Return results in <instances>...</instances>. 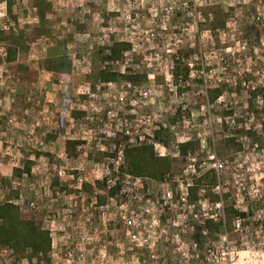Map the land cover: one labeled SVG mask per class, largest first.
Wrapping results in <instances>:
<instances>
[{"label":"rangeland","instance_id":"obj_1","mask_svg":"<svg viewBox=\"0 0 264 264\" xmlns=\"http://www.w3.org/2000/svg\"><path fill=\"white\" fill-rule=\"evenodd\" d=\"M38 1H0V202L51 248L0 264H264V0ZM141 145L171 172L127 176Z\"/></svg>","mask_w":264,"mask_h":264},{"label":"trees","instance_id":"obj_2","mask_svg":"<svg viewBox=\"0 0 264 264\" xmlns=\"http://www.w3.org/2000/svg\"><path fill=\"white\" fill-rule=\"evenodd\" d=\"M9 3V9L11 6V0H0ZM45 4V0L38 1L36 7L39 8V19L44 20L45 13L42 11V6ZM127 49V45H113L108 48V55L105 60L115 61L121 58L123 51ZM7 60L12 62L16 56V48L7 49ZM56 64V67L53 66ZM70 62L65 57H50L46 62V68L50 72L66 74L70 70ZM105 82L110 80L109 76H104ZM131 80V79H130ZM219 94L216 93L212 97V101L217 98ZM156 140L159 139L157 133ZM160 142V141H158ZM75 144V143H74ZM190 144L185 143L180 146L182 156L187 155V151ZM167 159L157 158L153 153V147H147L141 145L139 147L127 146L123 150V164L121 170L130 177H145L147 176H160L163 178L166 174L171 172L172 163L177 162L176 159L169 161ZM18 171L16 170V173ZM214 183H215V179ZM213 183V184H214ZM119 190V187L110 189L108 194L110 197L114 196ZM196 187H191L188 190V198L190 202L196 194ZM224 215L229 223L234 221L236 217L244 218L245 213H238L233 207H225ZM223 227L222 221H214L213 219H206L201 224L196 225L193 228L192 240L198 244L202 243L206 234L219 233ZM205 233V235H204ZM11 247L18 254L29 251L32 256L44 255L46 256L51 248V239L48 231H45L41 226L31 220L25 219L20 214L18 206H16L11 200L6 202H0V248Z\"/></svg>","mask_w":264,"mask_h":264},{"label":"built area","instance_id":"obj_3","mask_svg":"<svg viewBox=\"0 0 264 264\" xmlns=\"http://www.w3.org/2000/svg\"><path fill=\"white\" fill-rule=\"evenodd\" d=\"M239 219H240V218L237 217V218L234 220V222H236V226H237V227H239V222H240ZM204 235H205V233H204Z\"/></svg>","mask_w":264,"mask_h":264}]
</instances>
